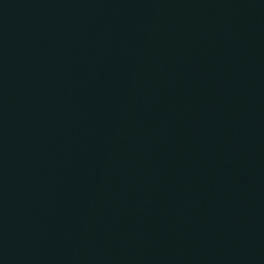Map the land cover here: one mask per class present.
Here are the masks:
<instances>
[{"label": "water", "instance_id": "95a60500", "mask_svg": "<svg viewBox=\"0 0 264 264\" xmlns=\"http://www.w3.org/2000/svg\"><path fill=\"white\" fill-rule=\"evenodd\" d=\"M0 264H264V0H0Z\"/></svg>", "mask_w": 264, "mask_h": 264}]
</instances>
